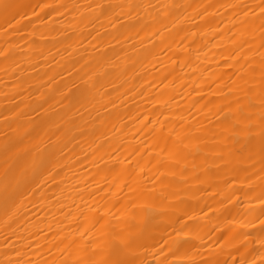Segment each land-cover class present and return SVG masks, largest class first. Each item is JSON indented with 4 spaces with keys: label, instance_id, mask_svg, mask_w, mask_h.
<instances>
[{
    "label": "bare ground",
    "instance_id": "obj_1",
    "mask_svg": "<svg viewBox=\"0 0 264 264\" xmlns=\"http://www.w3.org/2000/svg\"><path fill=\"white\" fill-rule=\"evenodd\" d=\"M0 264H264V0H0Z\"/></svg>",
    "mask_w": 264,
    "mask_h": 264
}]
</instances>
